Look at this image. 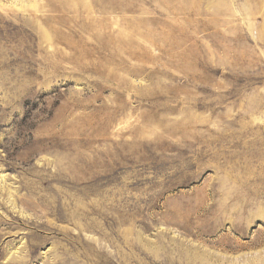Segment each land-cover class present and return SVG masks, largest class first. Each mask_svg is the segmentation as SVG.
I'll use <instances>...</instances> for the list:
<instances>
[{
  "label": "rangeland",
  "instance_id": "rangeland-1",
  "mask_svg": "<svg viewBox=\"0 0 264 264\" xmlns=\"http://www.w3.org/2000/svg\"><path fill=\"white\" fill-rule=\"evenodd\" d=\"M0 264H264V0H0Z\"/></svg>",
  "mask_w": 264,
  "mask_h": 264
}]
</instances>
